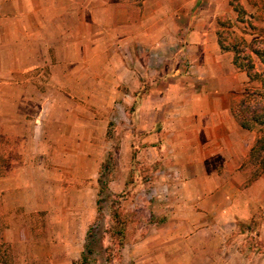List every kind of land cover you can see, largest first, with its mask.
Wrapping results in <instances>:
<instances>
[{"label": "crops", "instance_id": "0c3cea01", "mask_svg": "<svg viewBox=\"0 0 264 264\" xmlns=\"http://www.w3.org/2000/svg\"><path fill=\"white\" fill-rule=\"evenodd\" d=\"M257 2L240 0V21L230 0H0V60L9 62L0 73V114L8 140L21 139L25 95L39 92L40 78L69 77L67 88L57 89L62 93L96 87L115 94L132 134L122 142L131 139L133 157L149 164L151 189L180 194V211L156 228L152 223L137 254L146 264H264V172L247 184L254 132L231 112L249 78L218 42L222 18L247 42L264 37ZM238 25L247 33L237 35ZM254 63L259 70L256 56ZM111 106L102 99L100 108ZM39 120L28 121L36 142L43 137ZM26 206L19 198L0 199V264H28L60 244L53 225L48 237L39 226L44 205ZM65 210L75 216L70 204ZM74 240L69 234L65 244Z\"/></svg>", "mask_w": 264, "mask_h": 264}, {"label": "rangeland", "instance_id": "374dc122", "mask_svg": "<svg viewBox=\"0 0 264 264\" xmlns=\"http://www.w3.org/2000/svg\"><path fill=\"white\" fill-rule=\"evenodd\" d=\"M243 32L247 33L238 25L237 35ZM8 65L0 60V73ZM68 80L65 77L53 83L48 75L39 79V92L25 95L18 141L8 140V123L0 114V199H22L30 211L43 204L44 218L39 226H43L45 237L50 235L49 225L54 226V235H60L54 253L46 246L44 258L28 264H146L147 258L137 254L136 245L147 237L152 223L156 228L174 209L180 211V194L162 187L155 193L151 189L149 164H139L133 157L131 139L122 142L132 134L127 119L122 125L117 95L99 93L96 87L91 93L85 91L88 87H81L78 93L59 92L57 89L67 88ZM130 97H126L129 102ZM3 99L0 94V101ZM102 99L111 100L112 106L100 108ZM37 117L41 123L38 133L43 136L39 142L28 137V121ZM10 150L15 156L9 155ZM34 151H40L38 156ZM12 166L23 167V171L6 172ZM246 168L251 170L249 165ZM12 185L19 188L7 187ZM68 204L75 216H68ZM54 217L61 221L51 222ZM69 234L75 236L70 246L65 244Z\"/></svg>", "mask_w": 264, "mask_h": 264}, {"label": "trees", "instance_id": "16d2710c", "mask_svg": "<svg viewBox=\"0 0 264 264\" xmlns=\"http://www.w3.org/2000/svg\"><path fill=\"white\" fill-rule=\"evenodd\" d=\"M141 4V0H130ZM243 20L245 9L240 0H230ZM257 9L264 15V4L258 0ZM218 42L223 51L232 53V62L240 70H244L249 78L243 93L231 102V112L238 124L247 131L254 132V141L248 152L246 162L253 167L247 184L264 172V69L257 70L254 56L264 68V37L247 42L244 38L232 34L230 21L219 19Z\"/></svg>", "mask_w": 264, "mask_h": 264}]
</instances>
